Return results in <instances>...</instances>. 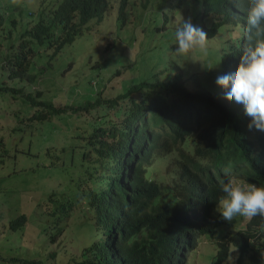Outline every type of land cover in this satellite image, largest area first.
Wrapping results in <instances>:
<instances>
[{"label":"trees","instance_id":"obj_1","mask_svg":"<svg viewBox=\"0 0 264 264\" xmlns=\"http://www.w3.org/2000/svg\"><path fill=\"white\" fill-rule=\"evenodd\" d=\"M151 2H154V8L157 10L174 2L195 17L198 14L202 16L211 13L209 3L214 6L216 3L215 0H138L139 7L135 6L133 1L127 9L129 0H58V12L46 24L32 25L26 35L27 41L18 42L16 48L11 41L6 42L5 47L0 44V93L9 92L14 95L18 89L20 90V99L27 103V112L22 119L29 122L36 119L27 125L30 129L35 123H39L37 127H46L50 130L58 128L60 123H65L63 116L65 113L71 115L100 105L102 103L100 92L89 93L92 90L90 79L82 70H79V76L74 82L68 83L72 91L83 90V93L72 95V104L65 103L59 107L47 100L45 95L51 91L53 81L61 80L63 70L60 68L69 57V54L61 49L68 44L73 50L72 58L79 57L80 53L76 55L73 49L76 42L79 43L77 39L86 29L91 28V25L99 23L109 14L115 28L111 35L109 33V36L93 49L95 53L96 49L100 51L97 58L102 57V60H96V64L83 68L86 71L92 68H100L102 71L105 68L107 75L118 74L120 69L117 64L123 62V59L120 56L113 58V55L119 52L122 42L117 34L122 25L127 23L130 10L133 11L132 22H141L145 19L146 10L151 7ZM12 6L13 4L0 0V34L8 22L10 23L8 34L11 29H19L20 19L14 17ZM223 17L225 18V15ZM214 25L217 23L210 26V34ZM172 29L173 27L164 26L159 32L157 47L148 55H143L152 66L149 73L148 70L146 72V76L148 74L149 76L135 82L124 81L122 90L107 101L106 105L113 108L117 120L111 121L112 125H107L105 112L94 123L85 120L87 134L83 136L86 138L88 150L80 155V158L75 159V163L79 164L83 157H87V152L93 151L95 154L89 163L93 169H98V172L92 176L89 171L88 176L82 179L85 186L93 179L100 182L105 179L115 180L112 174L107 172L112 153L129 138H134L142 144L141 160L136 166H131L127 183L116 181L121 190L129 193L131 201L136 206L134 212L138 221L142 214L149 217L146 227H133L130 231L136 249L132 264H166L160 245L167 226L157 216L177 217V213L184 212L189 195L202 200L201 212L190 219L191 237L194 240L198 234H212L216 224L225 223L220 216L213 214L214 204L216 205L222 195L219 189L220 180L232 177L264 187V131L255 128L249 130L247 125L250 118L244 114L243 105L223 99L224 89H221L218 95L204 86V83H209L213 74L218 72L217 68L210 71L203 69L200 83L195 77L192 79H188L189 76L184 77L178 67L173 68L175 61L166 52ZM241 43L240 40L231 45L232 49L223 57L221 65H228L230 62L228 57L240 61ZM18 49L19 51L24 49L23 55H20ZM28 53L30 57L23 61V57ZM52 56H55L54 61L57 62H54L47 72L45 71L46 74L57 78L51 80L43 74L45 65L36 67V61ZM157 63L168 64L169 72L163 73V69L156 71L154 68ZM203 64L206 66L209 63L205 61ZM89 74L94 76L100 85L102 75L90 71ZM218 74L220 75V72ZM123 97L129 99L130 104L120 113L116 107ZM85 100L93 104L87 103L89 106H83ZM40 103L47 110L43 116L40 114ZM3 110L5 107L0 109V115H5ZM13 133L17 135L16 132ZM184 144L190 145L191 151L182 150ZM22 147L8 142V152H12L13 156L17 151L20 152ZM107 147L110 152L105 157ZM172 148L179 151V154H184L174 158L171 163L176 165L178 181H173L172 187L158 189L156 182L146 176L148 165L154 158L160 157ZM22 152H26L25 149H22ZM225 170H228V176H225ZM135 173L139 176H134ZM125 185H129V188ZM105 190V185L99 188L88 186L86 189V197L95 215L93 221L95 227L100 224L97 211L99 199ZM162 192L169 198L164 204L158 201L163 199ZM51 202L52 211L64 206L59 200ZM231 223L235 225L234 228L225 230L220 235V240H216L210 264H231L230 261H225L229 245H235L237 249L232 264H264L262 256L264 238L263 240L261 238L264 221L259 216L252 219L237 216ZM0 224L6 228H13L14 220L0 217ZM50 238L53 239V236ZM91 243L92 240L81 247L78 256L69 264H104L100 250ZM34 253L39 254L38 248ZM55 262L53 253L45 264ZM31 264L41 263L34 261Z\"/></svg>","mask_w":264,"mask_h":264},{"label":"clouds","instance_id":"obj_2","mask_svg":"<svg viewBox=\"0 0 264 264\" xmlns=\"http://www.w3.org/2000/svg\"><path fill=\"white\" fill-rule=\"evenodd\" d=\"M133 1L134 0H129L128 5H131ZM215 2V6L214 4L209 3V9L211 10V13L208 12L207 14H202V16L201 14H198L196 17L191 16V13L185 12L180 6L175 5L174 2H170L167 7L162 6L161 9L158 10L161 14V23L159 25H152L156 29V35L154 36V39L156 40L157 44H159V32L163 30V27H173L171 36L167 42V48L175 45L174 56L178 61H180L177 64L181 67H184V63L186 61H197L193 59V53H196L197 50H200L201 52L205 51L208 39L216 38L218 42L217 46L208 48L214 52L215 49L218 48L220 50V55L212 58L205 57L203 62H205V59L209 61V64L206 66L201 63V67L207 71H210L214 68L218 69V72L215 75L213 74L215 84L217 85L216 88H218V90L212 92L219 95L221 89H224L225 91L223 99L234 101L237 104L243 105L244 114L250 118V122L247 125L249 130L255 128L256 130L264 131V0H222V3L221 0H215ZM151 7H154V2H151ZM112 8H114V5ZM13 9H19L20 12L18 13L19 10L14 12ZM58 10V0H31V4L29 6H25L22 0H16L13 3L11 11H13L15 14L14 17L16 19H20L18 20L19 29H11L10 34H8L7 29L10 25L8 22L4 28L6 29V34L4 36L0 34V40H2L0 41V44L2 47H5L6 42L9 43L11 41L13 46L16 48L18 42L24 40L27 41L26 35L31 30L32 25H39L41 23L46 24L58 12ZM107 15L103 17L102 21L94 25H100L104 23L106 21L104 19L107 17ZM224 15L225 18L223 17ZM215 23L220 25H214L213 31L210 34L209 28ZM92 26L93 25H91V27ZM114 28L115 27L112 26L111 30L109 31L110 35L112 34ZM125 31H127L126 25H122L120 32L122 33ZM98 32L99 31H96L94 34H87L92 35L93 39L98 40L99 38L94 48H97L100 42L105 39V35L102 34L100 36ZM56 34H59V32H56ZM85 36L83 35L82 37L81 35L77 40L80 41ZM118 38H121L122 42L120 44L119 52L114 54L113 58L120 56L123 59V62L117 64V67L121 72L123 67L130 66L133 62L131 59H129L127 51L125 50V44L132 45L134 35L130 33L126 37L119 36ZM240 40L242 41L240 47V61L228 57L230 61L228 65H221L223 57H226L228 51L232 49L231 45ZM221 43L224 45L220 46ZM69 48L70 47L68 44H66L61 50L67 53ZM23 50L19 51L18 49L20 55H23ZM151 52L152 51L149 53ZM90 53L92 52L88 51L85 57H79L83 63L82 67H87L85 64L88 63L89 57H92ZM143 55H141L139 58V63L148 64ZM29 57L30 55L28 53L27 56L23 57V61H26ZM54 60L55 56L45 57L44 59L36 61V67L45 65L43 70L44 73L42 72L45 75L47 72L46 70H48L54 62H57ZM74 60L75 58L70 59V61L67 63V66H62L60 68L63 70L61 73V79L64 80V84L74 82L73 80H70V78L75 76L70 75L71 72H68V69L70 68L69 66ZM97 61H99L98 58ZM94 64H96V61L92 63V65ZM148 66L149 67L144 72H138V74L135 76L123 78L121 80V85L115 95H117L122 90L124 81L135 82L140 78L148 77L149 74L146 76V72L148 70L149 73V70L152 67L150 64ZM103 70H105L107 73L105 68H103ZM219 72L220 75L218 74ZM87 76H90L88 77L90 80H92V78L94 79L93 83L91 81L89 82L92 87V90L89 93L93 91L99 92V89L103 84V75L102 80H100V85L97 84L94 76L90 74ZM17 86L19 87V83H17ZM36 90L38 91V89ZM18 91L13 95V97H20V90L18 89ZM59 91H61V89L52 95H45L47 96V100L59 107L65 103L72 104V95L83 93L74 91L65 97L61 91L64 100L57 101L53 99V97L55 98L58 96ZM17 93L19 94L17 95ZM119 102L120 103L116 108L119 109L121 113L123 109L127 108V106L130 104V101L126 97H123L120 98ZM87 103H90V105L93 104V102L85 100L83 106H89ZM7 110H9V108L6 109L5 107L3 112ZM82 112H76L74 114ZM45 113H47V110L45 106L41 104L40 114L43 116ZM65 115L69 116L70 114L65 113ZM12 117L14 119L10 120L11 117L8 116L6 118V115H0V118L4 119L5 121H10V123L13 125L17 124V122H20L23 125H28L29 123H32L36 120L33 119L30 122L28 120H23V117L18 115L17 111H13ZM35 124L39 126L38 123ZM66 126H68V123H66ZM58 130L59 125L58 128L51 129L54 135L53 139H55V141L49 146V150H51V146L55 144L56 139L58 140L62 134H65V139L70 138V140L75 143L70 147V149H73L74 151L77 150L79 152H73L72 158L66 159V150L63 155H60L59 151L52 150L55 153V157L50 159V164L56 170L59 166L57 162H60V159L61 161L64 160L66 163L73 164L72 160H74L75 163V159L77 157L80 158V155L88 150L86 139L83 135L78 133V130H74L76 133L70 135V137L66 135L68 128L61 131V133H58ZM89 131L91 132V130ZM84 132H87V126L84 129ZM78 139H81L82 142H76ZM61 145L64 146L62 143ZM64 147L66 149V146ZM141 150L142 144L136 141L134 138H129L123 141L120 147L112 153L110 167L107 171L112 174L115 180L105 179L100 182L96 179L98 185L94 186L93 181H90L85 186V182L82 181L83 177H80L78 182L75 184L71 183L68 188L69 192L72 193V198L70 199L63 200L55 197L52 198V190H55L54 185H52V187L44 193L43 197L41 198V202L42 204L45 202L48 203L45 212L47 217L52 219L53 223L55 224L54 231L49 226L33 227L31 229H27L24 224L28 222L29 218L23 212L14 214V211L17 207L14 208L9 216L6 217L8 220H14V227L6 228L5 225H2V228L0 229V237H2L3 234L7 232L18 233V240L20 239L22 250L28 249L29 251L26 253H23V251L19 253L17 251L18 253L12 255H4L7 253V250H11L10 244H12V241L8 240L7 242L0 244V264H31L34 261H39V263L45 264V262L52 256L53 253L56 258V262L53 264H60V252L66 254V258L63 260L62 264H69L73 261L74 257L78 256V253L81 249L80 247L86 246L91 240L94 244V247L100 250L104 264H132L136 249L131 238L130 231L133 227H146L149 217H146L142 214L138 221V217L134 212L136 206L131 201L129 193L127 191L121 190L116 181L127 183V179L130 177L129 170L131 166H136L141 160ZM182 150L191 151V146L184 144ZM25 151V153L32 154L33 149L27 148ZM91 152L93 151H89L87 154ZM108 152H110L109 147H107L105 150V157H107ZM181 155L184 154H179V151H176L173 148L161 155L163 157H169L166 168L167 171L173 173L176 176V181H178L175 168L176 165H171V163L174 158ZM157 158H154L148 165L146 176L148 175L149 178H152V181L156 182L155 185L158 187V189L172 187L173 182L166 183L164 182V179L158 182L155 177H150L149 166ZM83 159L86 160L85 157H83ZM228 175V170H225V176ZM134 176L139 175L135 173ZM237 179L238 178H229L227 180L219 181V189L222 195L218 198L216 205L214 204L213 214L220 216V218L225 221V223H231V221L237 216H243L249 219L259 216L261 220L264 221V187H258L256 184L249 183L247 180ZM102 185H105L106 190L99 199L100 204L97 214L100 218V224L95 227L93 224L95 215L86 197V189L88 186L99 188ZM125 186L129 188V185ZM161 195L163 196V199H158V201L164 204L169 198L163 192ZM49 199L51 201L59 200L64 206H60L56 211H52L53 204ZM28 202H33L32 207L34 206L33 199L28 197L26 193V206L28 205ZM76 207L84 208L83 214L85 215L82 217L76 214L75 218L70 221L69 217L73 214ZM201 208L202 200L197 196L189 195L184 212L179 214L177 213V217L166 218L161 215L157 216L167 226V230L164 233L160 245L163 260L166 264H187V255L191 252L194 253L196 247L200 244L199 242L197 245L199 239H201L202 236H204L207 240L212 241L214 246L216 240H220V235L215 236L216 228L220 224L215 225V229L212 234H198L194 240L192 239V227L190 224V219L193 216L199 215ZM76 225H78V227L83 232V239L80 242H77V237L73 234V227ZM67 233L73 237V244H70V240L66 238L68 237ZM50 236H53V239H51ZM59 236H61L62 241ZM261 238L263 240L264 230L263 234L261 233ZM64 241H67L71 246L74 245L75 248H79L78 252H74L68 246L64 245ZM77 243L79 245L78 247H76ZM51 246L53 247L51 248ZM229 247L231 248L230 251L228 248L229 257L228 255L227 257L232 264L234 257L231 255V253L236 252L237 249L235 245H229ZM36 248H38L39 254L34 253ZM13 249L15 251L16 246L13 245ZM225 261H228L227 258Z\"/></svg>","mask_w":264,"mask_h":264},{"label":"rangeland","instance_id":"obj_3","mask_svg":"<svg viewBox=\"0 0 264 264\" xmlns=\"http://www.w3.org/2000/svg\"><path fill=\"white\" fill-rule=\"evenodd\" d=\"M7 4H13L16 0H1ZM25 6H29L31 4V0H22ZM138 0H134L135 6H138ZM130 5H127V9ZM139 7V6H138ZM17 9H13L16 12ZM192 16V13H191ZM133 19V11L130 10L128 12V21L125 24L126 30L125 32H119L117 35L126 37L130 33L134 35V39L131 44H125V50L133 62L130 66H126L122 68V71L119 74H111L107 75L105 70L100 71V68H92L86 71L85 68L82 67L83 63L79 57H85L88 51L92 57H89L88 63L85 64L87 67L92 65L94 61L97 60L96 56L100 55V51L96 49L97 55L94 53L93 49L95 44L97 43V39H93L92 35H87L91 33H95L99 31V35H105V37L109 36V31L112 28L113 22L109 15L104 19L106 20L104 23L100 25H93L88 30H85L81 35L85 36L79 43L76 42V45L73 47L75 54L80 53V56H75V60L71 62L70 68L68 72H71L70 75H75V77H71L70 80L75 81L79 76V70L84 72V75L87 76L90 72H98L103 75V84L99 89L100 97L102 98V103L94 108L89 109L88 111L72 114V115H63L65 118V123L59 124L58 133L68 128L67 136L73 135L78 130L80 135H86L84 132L86 126L85 120H91V122H95V120L104 112L107 114V124H111V121L117 120V118L113 114V109L106 105L107 101L111 99L119 89L121 85V80L123 78L132 77L138 74V72H144L149 66V64L139 63V58L141 55H147L150 51H153L155 47H157V42L154 39L156 35V29L152 26L154 24L159 25L161 23V14L154 7L148 8L146 10L145 19L141 22L135 21L132 22ZM152 21L151 23H149ZM220 25V24H217ZM143 28L141 29V27ZM6 34V29L2 31V35ZM2 41V40H0ZM218 42L216 38L208 39L206 50L201 52L197 50L196 53H193V59L197 60L196 62L186 61L184 63V67L179 66L178 61L174 56V46H170L166 49L167 54L172 57L175 61L173 68L178 67L184 77H188V79H192L195 77L199 83L201 82L200 74L203 72V68L201 67V63H203L205 57H215L220 55V50L217 48L215 52L208 47L217 46ZM224 44L221 43L220 46ZM69 57L66 58L65 64L63 66H67V63L72 59L71 54L73 50L69 48L67 52ZM215 53V54H214ZM98 60H102V57H98ZM153 61V60H152ZM165 60H163L164 62ZM205 61L209 62L207 59ZM42 64V63H39ZM138 65V68H137ZM96 67V66H95ZM95 69V70H94ZM156 71H160L163 69V73L169 72V65H163L162 63H157V66L154 68ZM47 77L52 79H57L53 75L45 74ZM90 76H87V78ZM41 78V77H40ZM40 80V79H39ZM92 83L94 79L90 80ZM26 83V82H23ZM202 85V84H200ZM42 89V85L38 83ZM204 86L210 88L212 91H217L218 88L215 84V79L212 77L209 80V83H204ZM59 89H61L62 93L65 97L71 94L72 89L69 84H64V80L53 81V86L50 95L56 93ZM61 91L58 92V96L53 99L57 101H63V94ZM79 92H83V90H79ZM19 93H17L18 95ZM8 92H3L0 95V109L2 107L9 108V110L4 111L6 118L11 117L10 120H13L12 117L13 111H17L18 115L24 117L27 112V104L18 96H11ZM68 123V126H66ZM39 124V123H38ZM38 125H32L31 129L27 127V125H23L20 122L13 125L10 121H5L0 118V217L5 219L12 212L14 208V214L18 212H23L29 218L28 222L25 223V227L27 229H31L33 227H45L49 226L54 231L55 224L53 220L47 217L45 209H47L48 203L45 202L42 204L41 198L44 193L54 185V191L52 190V198L58 199H70L72 198V193L69 192L68 188L71 183L78 182L80 177L86 178L91 171L92 176L98 172V169H93L91 167V160L94 157V153L91 152L87 155L86 160L83 159L81 163L76 164L74 160H72L73 164L66 163L64 160L57 163L59 164L57 170L50 164V159L55 157V153L52 151H59L60 155L67 152L65 154L66 159H71L73 152L78 153L79 151L70 149L75 143L70 140V138L65 139L62 134L54 145L51 146V150H49V146L54 143L55 139L52 131L47 129L46 127H37ZM76 130V131H74ZM13 132H16L15 135ZM75 139V138H74ZM86 139V138H85ZM8 142L16 143L17 147H22V149L31 148L33 149L32 154L25 153L21 151H17L14 156L12 152H8ZM76 142H82L81 139L76 140ZM61 143L66 146L61 145ZM2 147V151H1ZM63 147V149H62ZM81 148V147H80ZM19 149V148H18ZM82 149V148H81ZM75 159V157H74ZM169 157L161 156L155 159L152 164L149 166V175L151 177H155L158 182L164 179V182H176V176L167 171L166 165ZM232 178V177H231ZM93 185H98L96 179H93ZM22 192V193H21ZM26 193L27 196L32 198L34 201V206L32 207V203L28 202L26 206ZM46 196V195H45ZM44 196V197H45ZM71 196V197H69ZM69 197V198H66ZM21 200V201H20ZM19 204V205H18ZM32 207V208H31ZM31 209V210H30ZM84 208L76 207L73 214L69 217V220L75 218V215L84 216L83 214ZM67 221V219H66ZM232 223H223L217 226L215 236L221 235L225 230L229 228H234ZM2 228V224H0V229ZM73 234L77 237V242H80L83 239V232L78 227V225L73 227ZM62 235V234H61ZM68 235V233H67ZM61 238V236H59ZM70 240V244H73V237L68 235L66 237ZM8 240L12 241L11 243L16 246V250L14 251L13 245L10 244L11 250H7V253L4 255H12L15 253H23L28 252L29 250H22L20 239L18 240V233L7 232L4 233L2 237H0V244L7 242ZM76 240V239H74ZM62 241V238H61ZM200 242V244H199ZM202 242V243H201ZM64 245L68 246L72 251L78 252L79 248H75V246H71L67 241H64ZM199 244V245H198ZM197 247L193 252L187 255V264H210L212 260L215 246L212 241L207 240L204 236L199 239L197 243ZM78 243L76 247H78ZM53 246H51L52 248ZM81 248V247H80ZM229 247V251H230ZM18 251V252H17ZM231 255L234 257L233 261L236 258V252H232ZM229 257V254H228ZM227 257V260L229 258ZM59 258L61 260L60 264L63 263V260L66 258V254L63 252L59 253ZM232 261V262H233Z\"/></svg>","mask_w":264,"mask_h":264}]
</instances>
